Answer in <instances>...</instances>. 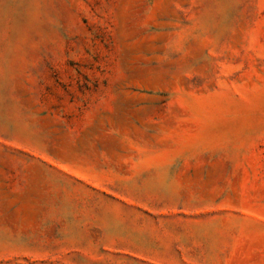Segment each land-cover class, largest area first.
<instances>
[{"label": "rangeland", "instance_id": "rangeland-1", "mask_svg": "<svg viewBox=\"0 0 264 264\" xmlns=\"http://www.w3.org/2000/svg\"><path fill=\"white\" fill-rule=\"evenodd\" d=\"M0 264H264V0H0Z\"/></svg>", "mask_w": 264, "mask_h": 264}]
</instances>
